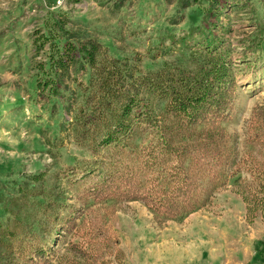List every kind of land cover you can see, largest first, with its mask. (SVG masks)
Here are the masks:
<instances>
[{
  "label": "rangeland",
  "instance_id": "obj_1",
  "mask_svg": "<svg viewBox=\"0 0 264 264\" xmlns=\"http://www.w3.org/2000/svg\"><path fill=\"white\" fill-rule=\"evenodd\" d=\"M215 1L0 0V264H30L24 252L35 243L53 245L50 260L56 263L88 224L105 233L98 237L101 264H264V218L247 217L230 187L219 188L203 209L161 219L138 200L95 199L80 177L65 175L70 165L116 152L99 140L130 92L140 98L133 111L167 115L168 99L140 86L138 77L194 67L195 47H182L177 37ZM225 1L213 30L230 53L237 86L223 124L243 149L252 109L264 100V49H254L264 0ZM54 16L76 43L100 42L99 60L106 66L114 61L122 79L109 77L105 87L87 65L64 80L60 94L42 90L38 82L48 71L49 42L58 30ZM41 33L49 40L37 44ZM171 40L166 53L158 52ZM59 188L69 196L66 209L56 208ZM58 209L78 216L72 231L56 230Z\"/></svg>",
  "mask_w": 264,
  "mask_h": 264
},
{
  "label": "trees",
  "instance_id": "obj_2",
  "mask_svg": "<svg viewBox=\"0 0 264 264\" xmlns=\"http://www.w3.org/2000/svg\"><path fill=\"white\" fill-rule=\"evenodd\" d=\"M225 2L217 0L210 4L202 17H194L186 32L177 37L182 47H195L190 50L194 67L138 77L140 86L168 99L167 115L158 116L141 107L133 111L140 98L138 91L130 92L114 111L115 116L99 140L101 146L112 145L116 152L105 159L92 158L82 166H68L65 175L80 177L84 190L95 199L138 200L155 217L172 219L203 209L214 201L219 188L230 187L241 196L247 217L264 218V100L252 109L243 149L231 140L223 124L230 115L237 86L230 53L213 30L219 7H224ZM53 20L58 30L49 42L48 71L38 82L42 90L49 87L52 94H60L64 80L87 65L97 71L98 81L105 87L111 85L109 77L120 78L122 70L114 61L106 66L99 60L100 42L89 38L76 43L63 22L55 16ZM263 28L254 49H264ZM199 34V38H192ZM56 35L63 36L64 42L57 40ZM37 37V44L49 40L45 33ZM172 44L173 40L157 50L164 54ZM79 170L81 173H77ZM53 196L56 208L70 206L63 188ZM72 211L62 213L58 209V233L75 228L78 216ZM89 225L80 235L81 240L70 242L69 251L62 253L56 263L50 260L55 251L53 245L35 243L24 256L30 264H101L103 250L98 237L105 233Z\"/></svg>",
  "mask_w": 264,
  "mask_h": 264
}]
</instances>
